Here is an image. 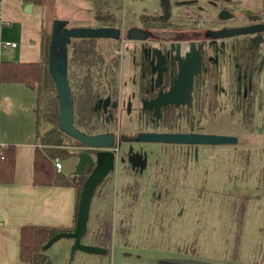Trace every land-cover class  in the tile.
<instances>
[{"label": "rangeland", "instance_id": "obj_1", "mask_svg": "<svg viewBox=\"0 0 264 264\" xmlns=\"http://www.w3.org/2000/svg\"><path fill=\"white\" fill-rule=\"evenodd\" d=\"M48 1L53 3L48 5ZM48 1L45 4V35L51 32L52 20L59 17L68 19L69 26H95L110 22L122 29V38H126L130 27L162 33L178 29L175 36L193 38L197 36L194 29L205 24L204 18L208 15L200 6L205 4L201 0L188 2L189 15L179 25L172 23L179 17L181 8L175 7V0H172V11L176 17L169 18L162 25L153 22V16L158 15L161 9L160 0H108L109 3H99V6L93 0ZM241 2L255 6L259 0ZM98 9L105 16L102 20H96ZM165 34L174 37V33ZM75 40L80 39L74 38L73 42ZM93 40L96 52L105 62L114 57L113 60L117 59L119 63L115 70L105 72L104 69L102 74L94 72L92 84L102 96L116 89L120 95L118 99L125 102L132 92L131 79L135 72L131 57L124 52L116 53L122 49L121 41L114 43L108 38ZM129 51L131 54L133 47ZM78 64L73 61V45L69 44L68 77L74 96L82 91L83 78L87 74L80 71L85 65L81 67ZM257 82L258 87L251 96L254 104L245 119L236 109L238 102L231 97L217 90H204V98L210 93L211 102H204L199 127L236 135V144L201 146L197 154H194L193 146L138 144L135 148L141 147L149 152V163L143 172H136L126 159H121L127 148L123 143L117 150L119 154L114 170L110 171L93 197L89 234L82 238L85 243L106 247L108 252L77 250L71 264H149L165 257H196L215 264H264V185L258 183L264 184V109L259 108L264 100V79ZM260 97L262 102H259ZM37 106L40 115V95ZM79 106L75 105L74 119L78 127ZM130 118L125 111L115 114V121L109 129L114 128L118 136L137 134L144 129L142 124L136 126ZM20 119L19 113L11 117L14 127L18 126ZM12 126L11 123L9 128ZM44 126L41 120L40 129ZM181 129L188 130L189 126L182 124ZM64 140V144L52 148V154L60 158L63 172L71 174L84 148L70 135ZM120 227L124 228L122 232ZM71 242L67 236L54 241L45 251L51 258L49 264H67Z\"/></svg>", "mask_w": 264, "mask_h": 264}, {"label": "flooded vegetation", "instance_id": "obj_2", "mask_svg": "<svg viewBox=\"0 0 264 264\" xmlns=\"http://www.w3.org/2000/svg\"><path fill=\"white\" fill-rule=\"evenodd\" d=\"M197 1L198 0H175V7L181 8L178 11L179 17L175 18L172 23L174 25H179L181 22H185L187 19L186 15H189L187 14V10H189L187 7L189 5L188 2ZM201 1L205 4L199 3L200 6L206 9V13H208L204 21L206 22L205 24L209 25L202 29L205 24H199L198 28L194 29L195 36L197 35L196 37L189 38V36L187 37L185 35H176V37L175 34L176 32L178 33V29L164 30L165 32L162 33L157 30L151 31L145 28L148 32L146 39H131L128 35L126 38H122V35L118 39L108 38L110 41H115L114 43H119V41L123 42L121 51L117 50L116 53L121 52L122 54L124 52L131 57V65L135 71L131 79L132 92L130 98L125 102H121L118 99L120 96L118 95L119 91L116 93V89H112V92L107 93L106 96H102L101 92L94 86L96 95L92 104L95 112L94 118H96L99 124L98 127L93 129L94 131H92L91 134L103 132L116 133L115 129H109V126L112 122L114 123L115 114L121 113V111H125L136 126L142 124L144 129L138 131L137 134H120L118 136L116 133V157L117 154H119L117 150L125 143L127 144V148L124 152V156L121 158L123 161L126 159L128 163H130L128 157L133 153L141 154V157H137L139 160H141L142 157L147 158V164L144 169H141L139 165L133 166L130 163L136 172H143L148 167L149 163V152L141 147L135 148L138 144L160 143L163 145L193 146L194 154H196V145L139 140L138 136L141 131L218 133L199 127L204 112V102H206V104L207 102H211L209 98L210 93L207 96L206 92L207 98H204V90H217L222 95H228L234 102H238L236 103V109H238V107H241L239 104L240 102H251V96L258 87L257 81L259 79H264V31L261 33L262 39L259 40L260 42L257 45L251 41L252 36L255 34H242L217 38L211 37L208 32L209 29H220L222 27L249 26L253 24L264 25V0H259L255 6L251 4L244 5L241 2L242 0ZM172 5V0H170L171 14L169 18L176 17L172 11ZM222 8L226 10V13L230 14L226 19H221L219 17V11ZM162 9L161 5L158 15H155V17L153 16L154 23H156V17L165 21L170 20L162 18ZM244 9H250L251 11L246 13ZM254 16L257 18L254 20L251 19ZM154 23H152V25H154ZM167 32L174 33V37H172V34H165ZM73 39L70 44H72ZM190 41L195 42L196 49L201 54L200 70L194 75L190 99L184 101L185 104H167L157 109V96L160 92H166L171 89L177 78V61L171 60L170 55L176 54L175 51L179 45V55L181 57L184 56V52L189 49ZM92 44L94 50H96L94 40L89 43L90 46H92ZM131 46L133 47V52L130 54L129 49L132 48ZM253 53L255 54L254 63ZM114 55L115 54H113V56ZM113 59L114 57H111V61L105 62L100 56L98 63L89 64L84 68H80V71L89 72L93 75L94 72L100 74L104 73L102 72L104 69L105 72H108L110 69L115 70V68H118L119 61ZM89 79L92 80V77ZM97 86H99V84H97ZM111 86L115 87L113 84H111ZM259 92H261V90H259ZM72 96L75 119L73 92ZM114 96H116V98ZM158 100L163 102L162 99ZM96 105L98 106L97 108H95ZM240 110H243V107ZM182 124L188 125L189 129H181ZM75 126L78 127L76 124ZM79 126L82 128L78 127L79 129L85 130L84 126L80 124ZM160 127L161 129H157ZM81 146L84 150L86 149V147H84L85 145ZM201 146L205 145H197V151H199ZM131 148L132 150H130ZM87 150L94 153L97 149L87 148ZM85 168H89L88 165H86ZM104 180L102 182H104Z\"/></svg>", "mask_w": 264, "mask_h": 264}, {"label": "water", "instance_id": "obj_3", "mask_svg": "<svg viewBox=\"0 0 264 264\" xmlns=\"http://www.w3.org/2000/svg\"><path fill=\"white\" fill-rule=\"evenodd\" d=\"M162 5V18L169 19L170 0H160ZM246 13L250 9H244ZM230 14L225 9L219 11V17L226 19ZM257 18L256 16L251 19ZM264 31V25L253 24L249 26L222 27L220 29H209L211 37H228L242 34H255L251 41L257 45L262 39L261 33ZM122 35V29L113 25L103 26H69V20L66 18H54L52 20L49 54H48V71L52 76L56 89V97L59 102V125L61 130L66 134L80 141L85 145V150L79 153V160L76 169L71 173L74 176L81 175L86 165L91 168V172L85 179L80 197L76 220L73 230L60 231L54 234L45 244L44 248H49L54 241L60 237H70L73 242L70 247V255L67 264H71L77 250H85L96 253H107L108 249L101 245L85 243L82 238L87 234L88 222L94 193L104 178L114 170L116 163V133H87L74 124V104L71 91L70 80L68 77V46L73 38H115ZM129 38L146 39L148 32L145 28L130 27L127 30ZM260 38V39H259ZM174 51V50H172ZM176 54H172L171 60L177 61V78L171 89L166 92H160L157 96L156 108H161L167 104H185L191 96L192 83L195 73L200 70L201 54L196 49L195 42H189V49L184 52V56L179 55V45L176 48ZM10 58V52H7ZM109 98V97H108ZM158 99H162L160 102ZM190 103V102H189ZM98 106L96 105L95 108ZM53 127L52 123H47L41 130V134L49 131ZM139 140L152 142H169L178 144L209 145V144H236L238 137L225 133H199V132H145L141 131L138 136ZM87 148L97 149L91 153ZM132 150V148L130 149ZM141 157L139 153H133L128 157L129 162L139 165L144 169L147 164V158ZM161 261L172 264H215L213 261L200 259L196 257H165ZM51 258L47 257L42 264H49Z\"/></svg>", "mask_w": 264, "mask_h": 264}, {"label": "crops", "instance_id": "obj_4", "mask_svg": "<svg viewBox=\"0 0 264 264\" xmlns=\"http://www.w3.org/2000/svg\"><path fill=\"white\" fill-rule=\"evenodd\" d=\"M45 13L44 3L0 0V39L17 42L6 51L2 61H43ZM39 95L37 87L31 88L22 82L0 83V144L15 145L14 180L0 183V264H31L20 256L23 225L70 228L75 224V187L34 182L35 150L42 147L41 138L38 139L41 130ZM25 98L28 102H24ZM259 102H262L261 97ZM263 102L259 104L261 109H264ZM17 113L21 119L14 127L11 117ZM56 158L60 159L56 156L54 160ZM61 172L64 173L63 164Z\"/></svg>", "mask_w": 264, "mask_h": 264}, {"label": "trees", "instance_id": "obj_5", "mask_svg": "<svg viewBox=\"0 0 264 264\" xmlns=\"http://www.w3.org/2000/svg\"><path fill=\"white\" fill-rule=\"evenodd\" d=\"M33 2H39L46 4L48 0H27ZM96 6L99 3H109L108 0H93ZM52 1H48V5L52 4ZM99 4V5H97ZM105 17V16H104ZM101 10H97L96 20H102ZM144 17H142L143 19ZM155 21L159 24H165L167 21L161 20L159 17L155 18ZM113 23H105V25H112ZM103 26V25H95ZM92 38H81L72 42L73 45V61L79 63L78 65L83 67L84 65L96 64L99 62L100 55L94 50L93 44L89 45ZM49 41L50 34L45 35L43 32V61L42 62H26L15 61L11 59L4 60L0 63V83L5 82H22L31 88H38L40 97L42 98V110L39 118L46 125L52 123L53 127L41 134L42 147H37L35 150L34 159V182L36 184L44 185H63L73 186L76 189L77 203L75 220L78 208V201L80 192L85 179L88 176L90 168H85L83 173L78 176L72 174H65L58 171L54 165V155L52 154V148L56 145L65 143L66 134L61 130L59 125V102L56 97L55 84L52 76L48 71V54H49ZM253 53V63H254ZM257 61V60H256ZM254 68V64H253ZM92 76L89 72L83 78L82 91L78 92L74 96L75 105L80 104L78 113L80 117L77 122L85 127V132L90 133L98 127V121L95 117L92 102L95 99L96 92L93 88L92 80L89 78ZM92 84V85H91ZM77 103V104H76ZM241 107L237 110L241 111L244 119L249 114L250 109L253 107L254 102H240ZM245 105L248 108H245ZM243 107V110H240ZM259 108H261L259 106ZM253 113L251 114V116ZM77 123V124H78ZM78 124V125H79ZM83 145V144H80ZM65 154H69L66 152ZM15 173V145L6 144L0 147V183H11L14 180ZM101 185V184H100ZM99 185V186H100ZM98 186V188H99ZM97 188V189H98ZM96 189V191H97ZM96 191L94 195L96 194ZM94 197V196H93ZM75 225V224H74ZM74 225L70 228H60L48 225H23L21 227V249L20 256L23 260L30 262L31 264H42L48 255L45 252L44 244L56 233L60 231H69L74 229ZM124 228L120 227L121 232ZM89 234V232L87 231ZM87 234V235H88ZM149 264H172L164 261H157Z\"/></svg>", "mask_w": 264, "mask_h": 264}, {"label": "built area", "instance_id": "obj_6", "mask_svg": "<svg viewBox=\"0 0 264 264\" xmlns=\"http://www.w3.org/2000/svg\"><path fill=\"white\" fill-rule=\"evenodd\" d=\"M0 25H1V14H0ZM16 45H17V42L0 39V62H2V60L6 57V51L10 47H15ZM2 146L4 145L0 144V147ZM54 165L58 171L62 170V162L60 159L56 158L54 160Z\"/></svg>", "mask_w": 264, "mask_h": 264}]
</instances>
